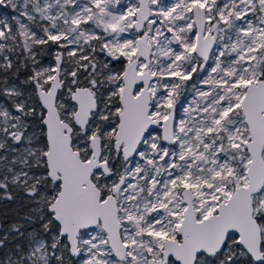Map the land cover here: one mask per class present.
<instances>
[{"label":"snow or ice","instance_id":"6c2138e0","mask_svg":"<svg viewBox=\"0 0 264 264\" xmlns=\"http://www.w3.org/2000/svg\"><path fill=\"white\" fill-rule=\"evenodd\" d=\"M0 5V264H264V0Z\"/></svg>","mask_w":264,"mask_h":264},{"label":"rangeland","instance_id":"374dc122","mask_svg":"<svg viewBox=\"0 0 264 264\" xmlns=\"http://www.w3.org/2000/svg\"><path fill=\"white\" fill-rule=\"evenodd\" d=\"M134 2V0H133ZM14 15H17V13H14L12 11V8L8 5H0V20H7L10 24H12L14 27H15V21L12 19V17ZM22 19V18H21ZM25 23H27V21H25ZM48 62V58H45V63ZM195 79V77H194ZM183 100V97L181 98ZM189 101L191 100V95H189L188 97ZM18 204H19V201L13 203V202H0V211L2 213H5L7 212L8 213V216H9V210L14 212V210L18 207ZM15 219V215H10L8 219V221H11L13 219ZM16 243V241H12L10 244H9V247L8 248H5L4 250H0V255L3 254L4 251H8L9 248L11 247L12 244Z\"/></svg>","mask_w":264,"mask_h":264},{"label":"trees","instance_id":"16d2710c","mask_svg":"<svg viewBox=\"0 0 264 264\" xmlns=\"http://www.w3.org/2000/svg\"><path fill=\"white\" fill-rule=\"evenodd\" d=\"M9 212V216L11 215H14V212H12V211H8ZM9 216L7 217V218H9ZM4 219V216H3V213L0 211V220H3ZM11 219H13V218H11ZM10 222V221H9Z\"/></svg>","mask_w":264,"mask_h":264}]
</instances>
